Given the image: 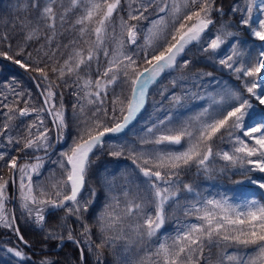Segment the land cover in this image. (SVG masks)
<instances>
[{"label": "snow or ice", "instance_id": "obj_1", "mask_svg": "<svg viewBox=\"0 0 264 264\" xmlns=\"http://www.w3.org/2000/svg\"><path fill=\"white\" fill-rule=\"evenodd\" d=\"M154 3L157 4L158 13L163 15L153 20L151 27L145 30L128 22V20L145 19V12ZM57 4L63 8V0H31V7L38 13L37 27L27 32L26 41L38 38L40 31L38 25L40 21H43L45 26L53 32V36L46 37L51 44L56 30L55 7ZM120 5L121 0H70V6L64 8L59 16L63 26L69 12L77 8L80 10V15L71 25L72 28L78 29L80 40L71 41L74 47L68 58L59 67L51 68V71L61 80L66 74H75L79 92L76 94L78 100L77 104L73 105L74 111L71 118L75 126V136L67 151H62L60 158L55 161L62 170V178L51 184V192L40 185L34 187L32 175H40V169L44 167L43 161L48 155V150L53 146L44 113L52 118L51 123L57 133V141L63 140L64 132L69 127L62 95L57 102V93L53 91L54 85L49 82L48 87L41 93L44 97L43 107H30L28 100L24 101L26 105L24 108L14 109L7 104L4 105L8 108V113L6 122L0 129V136H7L8 145H19L23 139L21 151L31 149L33 153L44 152V156L34 157V163L24 165H18L17 157L9 156L7 152H0V160H5L8 168L19 171L21 207L39 231L44 233L45 248L48 241L58 242L54 245L55 247H61L65 241H71L77 246L82 243L73 234L72 226L67 223L68 217H75L76 223L82 229L81 236L87 238L83 240V244L95 255L99 256V250L105 244L114 243L107 233L122 221V217L115 213V206L118 204L116 197H112L116 204H106L97 217L101 239L99 244H93L90 239L92 228L84 222V214L90 211L97 193L95 189L90 190L87 199L81 195L93 164V157L96 156L97 150L104 149L105 144L109 146L108 155L110 156L120 157L127 153L132 164L144 177L142 182L144 195L138 196L141 202L128 201L124 209L125 216L137 217L138 222L132 230L141 240L145 236L151 239L162 228L166 219V206L172 204L179 206L178 197L181 187L187 193L194 191L191 185L183 184L179 180L181 171L193 163L207 171V162L213 156L210 142L218 133H221V130L226 131L230 139L234 137L235 132H240L243 137L254 143L250 145L241 136H235L232 152H217L216 155L233 168H238V174L241 176H249L254 171L264 174V117L255 118L252 99L245 98L239 89L225 90L223 95L217 93L216 95H221L220 101H217L215 96L211 97V105L215 107L211 112L205 108L192 118L199 125L193 130H190L189 124L179 128H168L164 120L159 121L160 125H164L163 131L155 124L148 128L147 131L153 139L142 138L141 143L152 144L154 147L150 150H138L134 144L114 146L106 141V136L122 134L136 121L147 103L149 88L165 71L177 66L178 57H181L188 45L194 42L199 43L209 27L216 24V20L212 18L213 12L220 17L228 15L224 12L222 5H216V0H182V3L180 0H171V2L141 0L135 8L130 0L128 20L121 17L120 34L117 38L112 17ZM254 10L264 14V0H260L258 6L256 0H245L243 8L239 4H233L230 12L233 16L241 13L238 23L248 28L257 40L264 42V18L254 22L252 20ZM169 17H171V23H169ZM31 23L26 21L24 27L27 28ZM110 26L113 28L111 37H109ZM234 26L228 22H222L217 34L202 50L205 52L211 50L215 53L226 43L225 38L231 37L235 43L232 41L228 43L233 51L226 58L220 59L219 63L235 71L238 74L237 78L242 74L245 77L264 79L261 76L264 70V48H261L255 63L251 62L250 55L248 59L241 60L239 58L241 53L236 47L241 42L234 32L228 30ZM141 36L143 44H138ZM86 37H92V39L89 41ZM3 39L7 40L8 37L5 35ZM109 39L116 45L111 53L105 46ZM80 41H83L86 47L77 46ZM126 45L137 46L140 51L128 54L125 51ZM10 48L11 45H9ZM101 51L106 58L110 56L105 70L96 80L80 77L81 67H90L93 60L98 61V53ZM25 54L29 58L32 56L31 52H25L24 46L19 48L15 56L8 55V52H0V56L22 69L29 66L27 61L18 58ZM234 56L237 57L235 61ZM138 59L143 61L144 66L138 63ZM189 63L190 61L185 59L183 66L187 67ZM234 63L240 66L234 67ZM35 64L37 66H33L31 70L39 72L42 79L48 81L45 68L39 67L38 61ZM206 75L211 76V73ZM81 80H83L82 83ZM118 84L127 86V95H124L123 90L120 95L115 94L112 86ZM110 89L113 92V98L109 110L104 107V104ZM244 90L249 97L258 101L260 106H264V85H261L259 79L250 84L245 83ZM15 94L17 98L24 95L23 92ZM173 99L177 104L180 103L179 96H174ZM86 105H96L95 110L89 114ZM17 111L20 117L35 113V120L26 130V138H14L7 135L13 127L11 122L15 119ZM201 117L207 118L201 119ZM249 121L254 122L249 123ZM168 122H171L170 118ZM156 132L161 134L156 135ZM170 146L181 147L172 150ZM6 156L7 159H5ZM250 165L253 167H249ZM251 182L255 184L258 181L251 180ZM7 186L8 182L0 177V227L10 229L25 247L30 248L31 245L24 239L15 223V215L6 211ZM107 186L111 191V185ZM259 187L264 189V182H259ZM124 194L128 195L127 192ZM148 205L152 206V210H146ZM46 209L49 210L48 215H52L53 209H63L66 216L60 218L51 228H47ZM183 211L185 216H195L196 222L182 223L177 228L176 235L171 238V244L167 240L160 242L155 252L142 257L138 264H201L202 261L205 264H211L210 258L204 257L205 246L209 247V251L213 246H223L225 249L231 246L237 250L231 254L227 251L221 252L216 264H264V203L251 200L242 204H232L227 199H200L194 203L185 204ZM120 238V236L116 237V239ZM3 250L19 258L20 264H26L30 259L19 247H7ZM80 256L82 262L83 248L80 249ZM39 264H58V262L45 257L39 261ZM97 264L101 262L97 260Z\"/></svg>", "mask_w": 264, "mask_h": 264}, {"label": "trees", "instance_id": "obj_2", "mask_svg": "<svg viewBox=\"0 0 264 264\" xmlns=\"http://www.w3.org/2000/svg\"><path fill=\"white\" fill-rule=\"evenodd\" d=\"M233 1L235 0H216V5H222L224 12L228 13V15L220 17L215 12H213L212 17H214V20H216L217 26L221 25L222 22H228L229 24L235 25L234 27H230L229 30L234 32L243 40L247 42L262 43L264 45V42H261L257 40L254 36H252L251 31L248 28L238 23L240 18H238L237 15H232V13L230 12V5ZM259 2L260 0L256 2L257 6L259 5ZM69 6L70 0H63V8L60 7L59 4H57V6L55 7V11L57 13L56 30L54 34V39L51 41V44H49L46 37L53 36V32L51 33V30L48 29L45 26L44 22L42 23V21H40L38 25L40 26V23L42 24L39 27V38H33L27 41L25 40L27 32L31 28L37 27L36 17L38 13L36 9L31 7V0H0V52H8V55L15 56V53L19 50V48L21 46H24L26 53H32L31 58H29L26 54L18 58L22 61H27V64L29 66L27 68H24V70L28 72L31 76L33 75L32 77L35 79L37 84L40 85L42 92H44V88H47L49 82H51L54 85L53 91L57 93V102L60 101V97L62 95L63 104L66 110V120L69 121V127L64 132L65 137L68 139L72 138L75 133V126L72 123L71 118L74 111L73 105H76L78 100V97L76 95L79 92V88L76 82L77 76L75 74H66L65 77L61 80L57 78L56 73H53L51 71V68L59 67L64 63V60L68 58L69 53L74 47V45L70 43L71 41L80 40L78 29H74L71 27V25L74 24L77 16L80 15V10L78 8L73 9L71 12L68 13L63 26H61V23L59 21V16L63 12V9ZM262 18H264V14L260 13L258 10H254L252 14V20L254 22H258L259 19ZM26 21L32 22L27 28L24 27V23ZM32 25H34V27H32ZM46 31H48L49 33ZM112 34V30L109 29V37H111ZM5 35L8 37L7 40L3 39ZM86 38L89 39V41L92 39V37ZM113 44L114 42L109 39L105 45L108 48L109 53ZM9 45H11L10 49ZM77 46L86 47V45L83 44V41H80ZM101 52L98 53L99 58L101 57ZM45 53H47V55ZM193 55L194 54L190 52L189 56L191 64L195 60ZM5 60L6 59L3 56H0L1 127H3V124L6 122L7 119L6 114L8 113V108L4 107L5 104L14 109L23 108L25 106L24 101L30 98V96L28 95L29 92L33 93V99H36L38 103H41L39 98L37 97V93L35 92L30 79H28L29 77L26 75L23 69L20 68L18 65L14 64L12 61ZM36 61L39 62V67L45 68L48 74V81H44L39 72L31 70L33 66H37L35 64ZM96 62L97 60H93L91 62L90 67L82 66L79 73L80 77H82L83 79H87L89 77L91 78L94 75H97L96 71L98 69V64ZM199 64L202 66H208L201 62H199ZM10 66L12 69L10 68ZM261 76L264 77L262 73ZM13 77L15 79H13ZM257 79H259L261 85H264V79L255 78V80ZM80 82L82 83L83 80H81ZM17 92H23L24 95L17 98L15 94ZM5 97H7V99H5ZM112 98L113 94L111 93V91H109V95L105 98L107 108L110 106ZM246 98L252 99V103L255 108V118L260 119L261 117H264V106H260L259 102L256 101L254 98L249 97L248 93H246ZM86 110L89 111V114L91 111H93L89 108V106H86ZM206 118L207 117H201V119ZM253 122L254 121H249V123ZM11 123L13 127L10 131H8L7 135H10L14 138H26V135L16 128L13 121ZM49 126L51 127V125ZM198 126V122L196 121L195 128ZM221 136L223 137L222 139ZM235 136H241V138L245 139L246 142H248L250 145L254 143V141H250L247 138L243 137L240 132H235L234 137ZM234 137L230 139L227 135V132L221 130V133H218L217 136L214 137L210 143L213 149L219 148L221 152L227 151L231 153L235 143ZM22 147L23 139L21 144L19 145H8L7 136H0V152H7L9 156L17 157L21 154L20 149H22ZM103 154H106V151H104ZM106 158L108 160L113 159V162L119 160V162L122 161L123 163H126L127 161L132 163L131 158L124 156L115 158L111 157L110 155H107ZM5 159H7V156ZM20 162H22V160ZM5 167H7L5 160H0V177H2L5 173L3 170V168ZM249 167L253 166L250 165ZM238 172V168L234 170L230 169L223 163V161H220L219 163H216L213 166L207 167V171H205L203 168H198L197 166H192L190 169H183L180 176L181 178L186 180H194V182H198V180L202 182L206 180H212L216 182V184L225 183L226 185L234 186L232 191L231 189L226 190L223 188L222 190V188H218L219 192L216 196L215 193L213 196V191L211 189L205 190L203 192V196L207 199H227L229 203L232 204H242L245 201L251 200H255L259 203H264V189L259 187V182H264V174L258 171H254L250 173L249 176H241L238 174ZM8 173L9 168L7 167V175L5 174L6 177L8 176ZM136 174V178L132 176L133 179L131 181H128L127 183L125 182L124 184V186H126L125 190H128V193L130 194L134 193L136 190H138L137 192H143L141 187L142 185L138 183V180H140V176L138 173ZM6 179L8 182V178ZM251 180H256L258 182L254 184L251 182ZM238 181H242V183H238ZM141 182L143 181L141 180ZM107 185H111V191L109 190V187ZM135 186H139L141 188L135 189ZM8 187L9 190H11V185L9 183ZM85 188L91 190L95 189L97 193V196L92 207L90 208V211L84 214V222L89 224L92 228V234L90 239L93 244H99L101 239V233L97 217L104 210V206L106 204L114 202L111 197L113 184H111L108 175L104 172H99L93 163L86 177ZM114 204H116V202H114ZM15 209L14 215L16 217V224L20 229V233L24 236V239L29 242L31 247H25V245L16 237L15 233L8 228L0 227V237H4L7 239V245L23 249V251L30 258L26 262V264H39V261L45 257L50 260L57 261L58 264H81L79 259V250L76 244L72 243L71 241H65L61 247L53 249L54 245L58 242L48 241L47 247L45 248L43 246L45 244V241L43 239L44 233L39 231V229L31 221L27 220V218L23 215V212H20L17 208ZM51 212L52 215L46 214L47 228H51L60 220V218L66 216V212L63 209H54ZM67 223L71 225L74 229L73 234L77 237V239L82 241L80 246L84 250V259L82 262L83 264H97V260H99L101 264H138V255L133 252V248L128 247L131 242L128 244L125 242V239L129 241L127 237L122 236L120 239H115L117 236L113 233L115 238L112 237L110 235L112 230H110L107 235L114 240V243L105 244V246L99 250V256H97L93 252H90L87 246L83 244V240L87 238L81 236L82 229L80 225L76 223L75 217H68ZM180 225L181 224H178L174 229H172L171 232L173 237L176 235V230ZM8 263L13 262L9 260Z\"/></svg>", "mask_w": 264, "mask_h": 264}, {"label": "rangeland", "instance_id": "obj_3", "mask_svg": "<svg viewBox=\"0 0 264 264\" xmlns=\"http://www.w3.org/2000/svg\"><path fill=\"white\" fill-rule=\"evenodd\" d=\"M129 2L130 0H121L120 7L113 14L112 25L115 26V32H116L115 35L117 38H119V34H120L119 25H120L121 17H123L124 20H128ZM169 2H171V0H169ZM180 2L182 3V0H180ZM256 2H258V0H256ZM140 3L141 0H132V6L134 8L137 7ZM233 3L239 4L240 7L242 8L245 6V0H235L231 3L230 9L233 6ZM159 15H163V13H158L157 4L154 3L151 6H149L147 12H145V17H146L145 19H140L135 21L128 20V22L130 24L137 25L138 28L146 30L148 27H151V22L153 20H156ZM235 15H237L238 18L241 17V13H236ZM212 18L214 19V17ZM168 20L169 23H171V17H169ZM188 23L191 24L192 22H188ZM212 27L211 26L209 27V29L203 35L199 43L194 42L188 45L187 48L185 49V52L181 55V57H178L177 66L174 69L165 71L158 78L157 82H155L149 88L148 90L149 97H147V103L144 109L138 115L136 121H134L133 124L130 125L129 128L126 129L124 133L116 134V135L110 134L106 136L105 137L106 141H109L114 146H118L122 144H127V145L134 144L138 150L141 149L150 150L154 146L152 144H143L141 143V140L142 138L149 140L153 139V136L150 133H148L147 129L153 127L154 124L156 125V127L160 128L161 131L164 130V125L159 124L160 120H164L168 128H179L182 125L189 124L191 126L190 130H193L195 128L196 121L193 120L192 118L197 116V114L202 112L205 108H207L211 112L212 109L215 107V105H211V97L215 96L216 100L220 101L221 95H223V92L225 90L230 91V90L239 89L242 91V94L246 98L247 92L244 90V84L245 83L250 84L255 80V78L245 77L242 74L239 76V78H237L238 74L235 71L219 63L220 59L226 58L227 55H229L233 51V48L230 47L228 43V41H232V38L226 37L225 38L226 43L222 45L221 49L217 50V52L215 53H213L211 50H209L208 52L202 50L203 47L206 46L208 43H210L211 39L214 38L215 34H217V31L220 29L221 25L217 26V24H215ZM109 29H111L113 33V28L111 26L109 27ZM236 38L241 42L236 46L241 53L239 58L241 60H246L250 55L252 58L251 62L255 63L256 59L258 58L259 52L261 48H264V45L262 43L247 42L237 35ZM232 42L235 43L234 41ZM138 44H143L142 36L141 39L138 40ZM115 46L116 45L114 43L110 53L115 48ZM125 51L128 54H134V53H138L140 49L137 46L126 45ZM190 52L194 54L193 56L195 60L192 64L190 62L187 67H184L183 61L185 59L191 61L189 56ZM100 56L101 57L96 62L98 64V69L96 71L97 75L91 77L92 80H96L100 76V74L107 67V60L110 59V56L106 58L103 52H101ZM233 59L235 61L237 57L234 56ZM199 62L206 64L208 66H202L199 64ZM138 63L144 66L143 61L141 59H138ZM239 66H240L239 64L234 63V67H239ZM220 72H222L223 74ZM207 73H211V76L206 75ZM262 74L264 75V70L262 71ZM112 87L114 88L116 95H120L122 90L124 95L128 94L126 85L118 84ZM45 89L46 88H44V91ZM109 91H111V93L113 94L111 89ZM217 93H220L221 95H216ZM29 94H30V98L27 99L28 106L37 107V108L42 107L41 103H38L36 99H33L34 97L33 93L29 92ZM174 96H179L181 98L179 104H177L176 101L173 99ZM81 102L86 103L84 101ZM86 106H89V108L92 109L93 111L95 110L96 107V105H86ZM104 107L107 108L106 103L104 104ZM107 109L109 110L111 109V104ZM169 118L171 119L170 123L168 122ZM44 119L47 127L50 129L49 136L51 138V143L53 145V132L51 129L52 126L51 127L49 126L50 124L48 119L46 118L45 113H44ZM34 120H35V113H32L31 115L26 117H20L17 111L15 113V119L13 120V123L16 126V128L19 131L23 132L27 137L26 130L28 128V125L32 124ZM0 129H2L1 126ZM160 134L161 132H156V135H160ZM74 136L68 139L64 135L63 140L58 141V144L56 148L53 150V152L45 157L43 161L44 167L40 169V175L39 176L35 174L32 175V182L34 187L40 185L46 188L48 191L50 192L52 191L51 184L54 183L56 180L62 178V170L59 169L55 161H57L60 158V153L62 151H67L68 146L72 144ZM183 143L184 142L182 141V144ZM184 146H186V144ZM159 147H163V146H159ZM180 147L181 146L179 147L170 146L172 150H176ZM104 151H106V154H103ZM109 151L110 149L108 144H105L103 150H97L96 156L93 157V163L99 172H104L108 175L111 184H113L111 197H116L118 201V204H116L115 206L116 214L122 217V221L115 225V228L111 231L110 235L112 237H114V235L120 237L122 236L127 237L129 241H127L124 238L125 242L127 244L131 242L130 245H128V247L133 248V252H135L138 255L137 258H139V260L142 257L146 256L148 253L155 252L160 242H164L165 240H167V242L171 244L172 243L171 238L173 237L171 231L178 224H182L185 222L193 223L196 221L195 216L184 215L183 206L185 204H191L194 203L196 200H200V199H207L206 197L203 196V192L205 190L211 189L213 191V196L214 193L216 196L218 195L219 192L218 188H222V190L223 188L226 190L231 189V191L234 188V186L226 185L225 183L216 184V182L212 180L210 181L206 180L204 182L198 180V182H194V180H186L181 178V176H179V180L182 181L183 184L191 185L194 191L192 193H187L186 190L183 189V187H181L180 194L178 197L179 206L175 204H172L171 206H166V219L162 228L151 239H148L145 236L143 240H141L137 236L136 232L132 230L138 222L137 217L135 215L125 216L124 209L128 201L135 200V202L137 203L141 202L138 196L144 195V191H143L144 185L141 182V180L142 181L144 180V177L139 172V169H137L136 166L129 161L123 163L122 161L119 162V160L114 162L113 159L108 160L106 157ZM217 152H221V150L219 148L213 149V156L210 157L209 161L207 162V167L213 166L214 164L223 161V163L226 166H228L230 169L233 170L237 169V168H233L226 161H224L219 156H217L216 155ZM42 153L44 152L40 151L33 153L31 149H24L23 151H21L20 155L28 157ZM122 156L129 157L127 153H125ZM20 161L18 162V165H24L27 163H34L35 159L34 158L22 159V162ZM192 166H197V165L193 163L184 169H190ZM3 170L5 172L2 176L3 180L7 181L6 178H8V183L10 184V180H9L10 168L7 177H6L7 167L3 168ZM136 173H138L140 176V180H138V183L142 185L141 187L143 192H137L138 190H136L134 193L130 194L128 193V190H125L126 186H124V184L125 182L127 183L128 181H131L133 177L136 178L137 176ZM14 180H15V191L13 198V214H14V209L17 208L20 212H23V215L27 218V220L32 222L31 218L27 216L24 209L21 207L20 198H19L20 173L18 170H14ZM141 187L135 186V189H140ZM90 190L91 189L84 188L81 194L83 198L87 199L89 197ZM125 192L128 193L127 196H125L124 194ZM6 195L8 200V203L6 204V211L10 214L12 190H9L8 186H7ZM146 210H152V206L148 205ZM48 211L49 210L46 209L45 215L48 213ZM121 229H123V234H121ZM7 247H14V246L7 245V239L4 237H0V264H20L19 258H16L11 253H7L6 251L3 250ZM57 248L58 247L55 246L53 247V249H57ZM232 248L233 247L231 246L227 247V249H225L223 246L221 247L213 246L209 251V247L205 246L204 257L210 258L211 264H216L221 252L227 251V253L231 254L237 251L235 250V248L233 249ZM9 260H11L13 263H8ZM82 262L81 264H83ZM201 264H205V262L202 261Z\"/></svg>", "mask_w": 264, "mask_h": 264}, {"label": "water", "instance_id": "obj_4", "mask_svg": "<svg viewBox=\"0 0 264 264\" xmlns=\"http://www.w3.org/2000/svg\"><path fill=\"white\" fill-rule=\"evenodd\" d=\"M25 73H26V75L29 77V79H30V81H31V83H32V85H33V87H34V90H35V92L37 93V95H38V98H39V100H40V102H41V105H42V107L44 106L43 105V99H44V97L41 95V93H42V90H41V88L40 87H37V82L35 81V79L28 73V72H26L25 70H23ZM45 115H46V117H47V119H48V121H49V123H50V125L52 126V130H53V146H52V148L51 149H49L48 150V155L50 154V153H52L53 152V150L56 148V146H57V144H58V141H57V139H56V136H57V133H56V131L54 130V128H53V125H52V123H51V117L50 116H48L47 115V113H45ZM47 155V156H48ZM35 156H44V153H42V154H38V155H34V156H30V157H26V156H17V164H18V162L20 161V160H22V159H32V158H34ZM9 180H10V185H11V190H12V196H11V204H10V214H13V198H14V191H15V180H14V170H12V169H10V175H9ZM16 235V234H15ZM17 237V236H16ZM23 243V242H22ZM78 247V250H79V256H80V249H81V247H80V245L79 246H77ZM80 259H81V256H80Z\"/></svg>", "mask_w": 264, "mask_h": 264}, {"label": "bare ground", "instance_id": "obj_5", "mask_svg": "<svg viewBox=\"0 0 264 264\" xmlns=\"http://www.w3.org/2000/svg\"><path fill=\"white\" fill-rule=\"evenodd\" d=\"M4 4V3H3ZM234 4V3H233ZM5 5V4H4ZM6 6V5H5ZM6 8V7H5ZM226 11V10H225ZM34 22H36V21H34ZM42 23H43V21H42ZM42 24L40 23V26H41ZM37 26V25H36ZM39 26V27H40ZM32 27H34V25H32ZM212 27V26H211ZM213 28V27H212ZM44 31V30H43ZM46 32H48V31H46ZM49 33V32H48ZM47 33V34H48ZM51 33H52V31H51ZM43 34V33H42ZM46 35V34H45ZM39 38V37H38ZM247 40H249V39H247ZM257 43V42H256ZM6 61V60H5ZM12 64V63H11ZM10 68H11V66H10ZM16 68V67H15ZM12 69V68H11ZM19 70V69H18ZM16 71H17V69H16ZM20 72V71H19ZM22 72V71H21ZM15 73V72H14ZM220 73H222V72H220ZM223 74V73H222ZM33 76V75H32ZM29 79V78H28ZM1 83V82H0ZM1 86V85H0ZM5 90V89H4ZM4 93V92H3ZM6 94V93H5ZM37 97H38V95H37ZM149 97V96H148ZM149 99V98H148ZM47 118V117H46ZM26 123V122H25ZM179 147V146H178ZM21 153V152H20ZM21 156V155H20ZM28 157H30V156H28ZM227 169V168H226ZM227 172V171H226ZM245 183V182H244ZM236 186V185H235ZM17 187V186H16ZM243 188V187H242ZM162 233V232H161Z\"/></svg>", "mask_w": 264, "mask_h": 264}]
</instances>
